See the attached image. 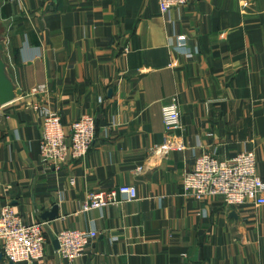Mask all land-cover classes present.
Returning a JSON list of instances; mask_svg holds the SVG:
<instances>
[{
    "label": "crops",
    "instance_id": "obj_1",
    "mask_svg": "<svg viewBox=\"0 0 264 264\" xmlns=\"http://www.w3.org/2000/svg\"><path fill=\"white\" fill-rule=\"evenodd\" d=\"M0 44L14 91L0 103V207L44 223L46 238L42 258L17 264H264V204L198 201L181 185L202 153L253 152L264 181V0H188L165 14L156 0H0ZM166 105L179 112L173 131ZM45 110L66 131L94 117L82 159L41 161ZM123 184L135 199L82 210ZM65 228L97 233L70 263L52 242Z\"/></svg>",
    "mask_w": 264,
    "mask_h": 264
},
{
    "label": "built area",
    "instance_id": "obj_2",
    "mask_svg": "<svg viewBox=\"0 0 264 264\" xmlns=\"http://www.w3.org/2000/svg\"><path fill=\"white\" fill-rule=\"evenodd\" d=\"M160 13L185 5L188 0H156ZM178 49L187 54L184 36L178 38ZM43 84L32 88V93L44 91ZM162 120L166 131L180 127L179 112L175 105L162 108ZM96 122L91 115L74 120L66 131L60 116L50 110L42 113V133L39 155L47 166L60 168L69 161L82 159L94 143ZM253 152L244 151L228 159L202 153L196 157L193 167L181 179L183 191L201 201L204 198H221L228 206H239L251 201L264 204V181L256 173ZM137 197L135 186L123 184L109 191L91 192L82 205L83 211L115 204ZM97 236L94 230L65 228L58 232L57 252L67 262L80 257ZM0 242L4 257L14 264L32 262L44 255L46 238L44 223H27L10 206L0 207Z\"/></svg>",
    "mask_w": 264,
    "mask_h": 264
},
{
    "label": "water",
    "instance_id": "obj_3",
    "mask_svg": "<svg viewBox=\"0 0 264 264\" xmlns=\"http://www.w3.org/2000/svg\"><path fill=\"white\" fill-rule=\"evenodd\" d=\"M1 49L2 46L0 44V51ZM13 97H14L13 87L6 76L4 64L0 58V103L1 104L8 103L13 99ZM55 214H56V208H54L52 212H48L44 214L42 218L52 219L54 218ZM52 242L54 247L58 249L57 239L53 238ZM9 264H14V263L9 261Z\"/></svg>",
    "mask_w": 264,
    "mask_h": 264
}]
</instances>
